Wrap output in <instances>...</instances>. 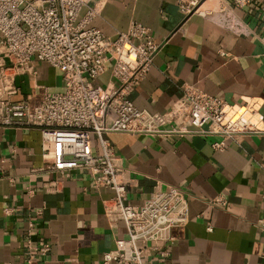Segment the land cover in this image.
<instances>
[{
	"label": "crops",
	"instance_id": "0c3cea01",
	"mask_svg": "<svg viewBox=\"0 0 264 264\" xmlns=\"http://www.w3.org/2000/svg\"><path fill=\"white\" fill-rule=\"evenodd\" d=\"M94 3L98 15L93 24L105 34L126 30L137 20L160 44L130 94L137 107L163 112L180 94L179 85L190 83L232 103L260 100L264 124V0H248L241 7L231 0H203L201 8L212 13L188 18L179 0L90 1ZM219 4L228 6L235 27L218 21ZM110 65L108 60L96 83L108 82ZM36 67L35 77L17 76L15 98L35 103V82L61 90L60 70L42 61ZM108 138L125 169L129 203L139 205L158 183L177 185L187 195L188 220L172 228L171 240L156 242L158 249L145 257V264H264V135L227 139L220 149L211 145L219 136L116 132ZM93 150L99 151L97 143ZM43 164L38 128L0 124V264H28L23 238L29 222L34 224L33 241L50 245L47 254L33 255L32 264H97L114 247V238L126 235L110 226L103 213L102 202L112 190L96 187L87 171L76 169L64 173L60 192L47 193L44 181L57 174L32 171ZM6 206L14 212L5 214Z\"/></svg>",
	"mask_w": 264,
	"mask_h": 264
},
{
	"label": "built area",
	"instance_id": "2783aa9c",
	"mask_svg": "<svg viewBox=\"0 0 264 264\" xmlns=\"http://www.w3.org/2000/svg\"><path fill=\"white\" fill-rule=\"evenodd\" d=\"M91 0H0V124L33 126L39 129L43 166L57 174L43 183L47 193L60 192L64 173L87 171L96 187L113 194L104 198L103 213L110 226L126 235L114 238V247L103 252L97 264H145L156 242L171 240L172 228L188 220L186 192L177 185L158 183L139 205L128 202L125 169L117 159L108 135L116 132L156 135H201L220 149L227 139L239 142L246 134L264 135L262 102L256 98L232 103L208 94L190 83L179 85L180 94L163 112L137 107L130 98L135 85L146 75L160 44L150 29L131 20L126 30L105 34L93 24L97 3ZM203 0H179L185 16H209ZM248 0H231L241 7ZM82 8H85L81 12ZM226 27L237 25L228 6L215 9ZM264 40V36H263ZM110 65V79L104 85L97 78ZM60 70L62 88L52 91L35 82L39 99H17V76L37 74L36 62ZM99 151L94 152V144ZM29 194L34 189L28 187ZM224 204L223 200H219ZM13 206L4 208L12 214ZM260 226L264 229V193ZM37 214L41 210H36ZM33 222L24 233L25 260L45 255L47 243L33 241ZM161 255L167 251L161 250Z\"/></svg>",
	"mask_w": 264,
	"mask_h": 264
}]
</instances>
